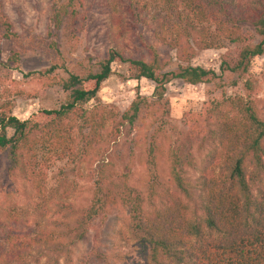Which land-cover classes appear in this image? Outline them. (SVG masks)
Returning <instances> with one entry per match:
<instances>
[{"label": "trees", "instance_id": "16d2710c", "mask_svg": "<svg viewBox=\"0 0 264 264\" xmlns=\"http://www.w3.org/2000/svg\"><path fill=\"white\" fill-rule=\"evenodd\" d=\"M73 1L68 0L54 12L57 25L66 15L71 21L77 18ZM76 1L80 9L84 7V0ZM98 3L116 15L124 10L128 19L146 10L142 22L152 24L155 35L175 49L178 63L175 69H165L155 45L142 33L145 24L137 36L148 59L126 54V48L116 40L94 68L67 72L58 80L64 98L57 108L41 109L19 119L10 114L9 102H0V156L6 161V173L21 172L24 182L35 190L38 208L42 205L39 198L47 203L46 173L38 164L41 150L49 153L43 157L45 162L52 156L98 162L88 172L92 185L87 204L54 203L53 212L60 217L45 224L36 222L33 232L15 225L19 223L17 214H9L11 222L0 264L69 261L72 249L86 236L92 222H104L109 209L117 205L127 207L125 236L140 248L142 261L134 264H264V117L257 106L254 82L248 76L252 59L264 54V0ZM152 5L162 10L150 14ZM121 24L117 15L112 27L118 39L124 34ZM11 26L0 4L1 37L15 34ZM224 41L229 47L220 57L219 70L246 75L245 95L209 100L190 114L188 133L190 139L199 137L198 148H203L200 158L191 149L164 151L158 144L152 146V162L153 152L165 159L168 186L154 190L149 197L133 194L126 180L117 177L114 164L104 162V145L120 134L123 125H133L142 112L144 121L156 117L170 81L197 84L214 79L217 75L213 69L194 66L190 60L195 48L218 49ZM11 58L18 60L16 54ZM113 63L124 65L128 78L152 81L155 99L149 101L137 94L122 112L100 101L98 93L112 74ZM207 125L211 128L206 129ZM191 171L197 175L191 177ZM155 195L157 202L146 204L144 198ZM45 209L50 212L48 206Z\"/></svg>", "mask_w": 264, "mask_h": 264}, {"label": "rangeland", "instance_id": "374dc122", "mask_svg": "<svg viewBox=\"0 0 264 264\" xmlns=\"http://www.w3.org/2000/svg\"><path fill=\"white\" fill-rule=\"evenodd\" d=\"M67 2L0 0L15 33L10 38H4L1 37L4 31L0 28V102H9L10 114L19 119H25L41 109L57 108L64 98L58 80L66 77L67 72L81 73L94 68L116 40L118 45L126 48V54L148 59V53L137 36L139 27L146 24L142 22L146 10L140 11L137 17L131 16V19L124 10L115 12L122 18L119 28L124 33L118 39L112 27L117 15L106 6H100L98 0H84L81 9L74 0L77 18L71 21L66 15L62 24L57 25L54 12ZM154 6H150V14L162 10L161 6ZM142 33L155 45L165 69H175L178 63L175 49L155 35L152 24H146ZM223 43V47L218 49L195 48L190 60L194 66L213 69L217 75L214 79L197 84L181 79L170 81L165 85L160 112L156 117H147L144 121L145 114L142 112L133 125H123L120 134L104 145L107 147L104 162L114 164L117 177L126 180L133 194L149 197L154 190L159 192L168 186L165 159L153 152L155 162H152L149 156L152 146L158 144L164 151L170 148L191 149L200 158L203 148H198L199 137L190 139L188 133L186 123L190 114L199 111L209 100L245 95L243 82L246 75L221 73L219 70L220 57L229 47L227 41ZM14 54L18 60L11 58ZM55 63L57 68L47 73ZM111 67L112 74L103 82L98 93L100 101L122 112L137 94L149 101L155 99L152 97V81L128 78L122 64L113 63ZM248 76L254 82L257 106L264 117V54L252 59ZM210 128L211 125H207L206 129ZM48 154L44 149L38 154L39 167L46 173L44 187L47 196V203L39 198L40 208L34 204L37 196L31 184L24 182L21 172L7 174L6 161L0 156V251L6 248L4 236L9 231V214H17L19 223L15 225L33 232L36 222L45 224V221L60 217L53 212L54 203L83 205L88 202L92 185L88 172L98 162L59 159L57 156L43 161ZM190 174L191 177L197 175L194 171ZM144 199L146 204L149 201L156 203L158 197ZM44 206H48L50 212H46ZM128 219L126 206L110 208L104 222L100 223L97 219L92 222L86 236L72 249L70 260H61V264H134L142 261L139 245L125 236L124 223Z\"/></svg>", "mask_w": 264, "mask_h": 264}]
</instances>
